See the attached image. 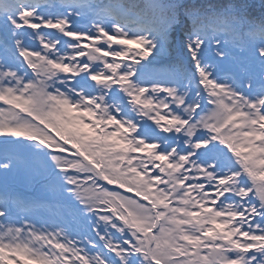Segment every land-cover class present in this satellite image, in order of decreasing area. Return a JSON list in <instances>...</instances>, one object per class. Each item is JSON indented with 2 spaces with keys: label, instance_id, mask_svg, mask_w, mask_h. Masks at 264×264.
<instances>
[{
  "label": "snow or ice",
  "instance_id": "1",
  "mask_svg": "<svg viewBox=\"0 0 264 264\" xmlns=\"http://www.w3.org/2000/svg\"><path fill=\"white\" fill-rule=\"evenodd\" d=\"M0 264H264V0H0Z\"/></svg>",
  "mask_w": 264,
  "mask_h": 264
},
{
  "label": "rangeland",
  "instance_id": "2",
  "mask_svg": "<svg viewBox=\"0 0 264 264\" xmlns=\"http://www.w3.org/2000/svg\"><path fill=\"white\" fill-rule=\"evenodd\" d=\"M29 192V193H28ZM26 192V194H31V191Z\"/></svg>",
  "mask_w": 264,
  "mask_h": 264
}]
</instances>
